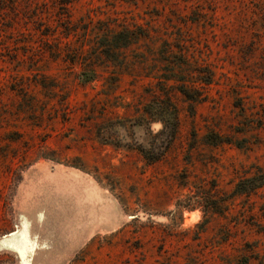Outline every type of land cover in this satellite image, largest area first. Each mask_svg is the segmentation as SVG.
Masks as SVG:
<instances>
[{
  "label": "rangeland",
  "instance_id": "1",
  "mask_svg": "<svg viewBox=\"0 0 264 264\" xmlns=\"http://www.w3.org/2000/svg\"><path fill=\"white\" fill-rule=\"evenodd\" d=\"M258 169L264 0H0V264H264Z\"/></svg>",
  "mask_w": 264,
  "mask_h": 264
},
{
  "label": "bare ground",
  "instance_id": "2",
  "mask_svg": "<svg viewBox=\"0 0 264 264\" xmlns=\"http://www.w3.org/2000/svg\"><path fill=\"white\" fill-rule=\"evenodd\" d=\"M66 168V167H65ZM67 175H68V178H71V179H73L77 184V187H72V185H71V190L72 191H75V194H73L72 192H71V194L69 195V198H71V200H73L72 199V195L74 196V197H76L75 198V200H79V190L81 189L82 190V188H84V187H81L80 189L78 188V186H79V184H80V178H79V173H77L76 171H74V170H71V171H69L68 173H67ZM51 179V178H50ZM55 183V182H54ZM69 183V182H68ZM73 184V183H72ZM67 185V184H66ZM74 186H75V184H74ZM83 192H84V189H83ZM85 199L86 200H95V201H99V198H100V195L98 194V196H97V194L95 193V192H93L92 190H88V189H86L85 188ZM95 197H97V198H95ZM82 199H83V197H82ZM106 199V198H105ZM109 200V199H108ZM107 200V202H105L104 204H92L89 208H88V215L91 217V220H99L100 221V223H103V225L105 226V227H112L113 225H115L116 224V222H117V211H116V209H115V207H114V205L112 204V202H110V201H108ZM81 203V202H80ZM76 204H77V202H76ZM77 209V208H76ZM86 210V209H85ZM62 212V211H61ZM77 211L75 210V213H76ZM65 213H67V212H65ZM55 214V213H54ZM71 216H72V214H70ZM55 217H57V216H55ZM75 217V216H74ZM72 218H73V216H72ZM71 218V219H72ZM74 219V218H73ZM65 221V220H64ZM77 222V221H76ZM75 222V223H76ZM59 223V222H58ZM63 223V222H62ZM65 223V222H64ZM73 223V222H72ZM75 223H74V225H75ZM61 224V223H60ZM66 224H67V227H68V230H67V233H68V231H70V233L71 232H74V229L75 228H73V226L71 225V223L70 222H66ZM62 226H63V224H62ZM66 227V228H67ZM77 227V226H76ZM103 227V226H102ZM58 228L60 229V227L58 226ZM66 228H64V229H66ZM62 229V228H61ZM64 229H62V230H64ZM107 229V228H106ZM109 230V229H108ZM63 232V231H62ZM64 236H66V235H64ZM73 236V235H72Z\"/></svg>",
  "mask_w": 264,
  "mask_h": 264
},
{
  "label": "trees",
  "instance_id": "3",
  "mask_svg": "<svg viewBox=\"0 0 264 264\" xmlns=\"http://www.w3.org/2000/svg\"><path fill=\"white\" fill-rule=\"evenodd\" d=\"M184 94L185 92L182 91ZM144 155V154H143ZM146 158V157H145ZM149 161H155L156 158H147ZM264 185V170L258 169L253 175L240 179L236 185V192L250 193L254 189Z\"/></svg>",
  "mask_w": 264,
  "mask_h": 264
},
{
  "label": "snow or ice",
  "instance_id": "4",
  "mask_svg": "<svg viewBox=\"0 0 264 264\" xmlns=\"http://www.w3.org/2000/svg\"><path fill=\"white\" fill-rule=\"evenodd\" d=\"M25 227H27V225H25ZM16 251H20V249H15ZM25 264H28L27 261H25Z\"/></svg>",
  "mask_w": 264,
  "mask_h": 264
}]
</instances>
